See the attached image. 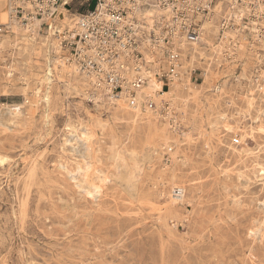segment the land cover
Here are the masks:
<instances>
[{"label": "rangeland", "instance_id": "rangeland-1", "mask_svg": "<svg viewBox=\"0 0 264 264\" xmlns=\"http://www.w3.org/2000/svg\"><path fill=\"white\" fill-rule=\"evenodd\" d=\"M63 1L52 29L96 3ZM8 6L4 0L0 23ZM245 10L218 3L207 17L217 31L210 45L202 34L200 53L193 60L183 54L178 77L156 81L157 99L169 100L179 127L143 101L137 116L114 118L113 108L67 86L59 56L70 65L43 19L31 23L35 33L25 29L36 40L27 69L14 45L23 33L0 35V264H264V66L251 44L252 23L239 20ZM225 15L232 19L222 44ZM8 105L20 112L9 115ZM82 125L86 144L65 143Z\"/></svg>", "mask_w": 264, "mask_h": 264}, {"label": "built area", "instance_id": "built-area-1", "mask_svg": "<svg viewBox=\"0 0 264 264\" xmlns=\"http://www.w3.org/2000/svg\"><path fill=\"white\" fill-rule=\"evenodd\" d=\"M221 2L246 8L239 20L252 23L251 44L259 45L253 50L260 53L258 59L264 66V0H96L93 8L72 23L53 29L51 20L65 1L9 0V19L0 23V35L10 31L12 19L25 25L43 19L42 24L52 30L63 49L66 62L91 77L94 87L105 91L104 95L135 106L136 92L149 76L159 84L178 77L183 59L180 43H199L203 37L200 24ZM145 10L154 14L147 16ZM230 19L228 15L220 19L219 43L226 40ZM227 51L223 50L224 55ZM161 92L160 88L146 95L143 107L154 112L158 108L173 127H179L171 116L169 100L157 99ZM232 141L240 143L237 136Z\"/></svg>", "mask_w": 264, "mask_h": 264}, {"label": "bare ground", "instance_id": "bare-ground-1", "mask_svg": "<svg viewBox=\"0 0 264 264\" xmlns=\"http://www.w3.org/2000/svg\"><path fill=\"white\" fill-rule=\"evenodd\" d=\"M3 2H4V0H0V12H1V10H2V7H3ZM218 5V4H217ZM217 5H215V7H214V10H215V8L217 7ZM219 7V6H218ZM217 9H219L218 11H217V13L218 12H220L221 11V9L222 8H217ZM149 11H151V10H148V11H146L145 10V15H147V16H150V14L148 13ZM236 13V11H233V13ZM234 13V15H235V17L236 18H238V17H240V14H239V12H238V14H235ZM227 14H228V12H227ZM217 15V14H216ZM233 15V16H234ZM241 18V17H240ZM209 18H205L204 20H206L203 24H202V29H201V25H200V29H201V31H202V34L206 37V40H205V42H206V44H209L210 45V39L211 38H215V36H217V31H216V29H214V24H213V22H215L214 20H208ZM215 19H217V18H215ZM203 20V21H204ZM38 22L39 21H37V26L39 25L38 24ZM42 23V22H41ZM70 24V23H69ZM11 29H12V31H13V33L17 36L18 34H22L23 33V40H25L24 42L22 41V45H19L20 44V42L21 41H16V42H14V45H15V53H17L16 55L18 56V58H17V60H18V63H20V64H23L22 62H20L19 60L22 58V59H24L25 60V62H24V64H25V66L24 67H26V69H27V67H28V59L32 56V53H33V51H34V48L32 47V46H34V44L32 43H30V42H32V41H36L35 40V34H29V35H25V33H26V30H27V32H29V33H32L34 30H35V28H33V27H31V23L30 24H21V23H19L17 20H10V31H11ZM26 29V30H25ZM236 30V29H235ZM34 33H35V31H34ZM235 35L234 34H232V35H229V37L230 38H233ZM5 42V41H4ZM212 44V43H211ZM25 45H27V46H25ZM31 45V46H30ZM213 46V45H212ZM2 47H4V44H3V42L2 43H0V48H2ZM179 47L182 49V51H183V54L184 55H190V60H193L194 58H195V54L196 53H200V50H198L199 49V47H197V44H193L192 46H189V45H187L186 43H184V42H182V43H180V45H179ZM1 50V49H0ZM214 50V49H213ZM2 51V50H1ZM217 51V50H216ZM12 52H13V50H12ZM219 52V51H218ZM213 53H215V52H213ZM202 54H204V53H202ZM56 55L57 54H54V55H49L48 56V58L49 59H51V61L54 63V62H56ZM221 55V54H220ZM217 57V56H216ZM223 57H224V55H223ZM197 58V57H196ZM200 58V57H199ZM222 59V58H221ZM62 61V58H61V56H59V58H58V64H57V68H58V70H59V73H60V76H62V77H64V83H66V85L67 86H69L70 87V85L69 84H72L71 86H72V88L76 91V92H79L80 94L79 95H86V96H88V97H90L92 100H94V102H95V105H96V107L97 106H100V105H107V106H110V109H112L113 108V110H112V113H113V116L112 117H114V118H118V117H120L121 115H123L120 119H122L123 120V118L124 119H131L133 116H134V114H135V116H137L138 115V113H139V109H138V107H139V105H140V103L144 100V98H145V96L146 95H148L149 93H151V92H154L156 89L154 88L155 86H157V82H156V80H154L153 78H151L150 76L148 77V79H147V81H146V83H145V85L142 87V88H140L136 93V100H137V103H136V105L135 106H129L128 104H125L124 103V101L122 100V99H117V100H114L112 97H110V96H105L104 94H102L98 89H96L95 87H94V85H93V81H92V78L91 77H89V76H87V75H80V74H78V71L76 70V69H74V67H73V65L72 64H70V63H68V62H66L67 64H69L70 66H68V65H66L64 62L63 63H59V62H61ZM209 61V60H208ZM219 61V60H218ZM192 62V61H191ZM211 62V61H210ZM60 64V65H59ZM62 65V66H61ZM14 68V67H13ZM184 68V67H183ZM261 68V67H260ZM264 68V67H263ZM12 69V68H11ZM15 69V68H14ZM264 69H262V71H263ZM7 72V71H6ZM11 72V71H10ZM10 72H8V74H12V73H10ZM13 72V71H12ZM17 72V71H16ZM50 72V71H49ZM264 72V71H263ZM15 74V73H14ZM22 74V73H21ZM262 74V73H261ZM260 74V75H261ZM6 75V74H5ZM189 75V74H188ZM249 76V75H248ZM187 77V76H186ZM263 78V77H262ZM251 79V78H250ZM257 80V79H256ZM183 81V80H182ZM187 81V80H186ZM251 81V80H250ZM184 82H185V80H184ZM60 83V82H59ZM190 83V82H189ZM188 84V83H187ZM257 86V85H256ZM248 88V87H247ZM254 89V88H253ZM256 89H258V88H256ZM66 90V89H65ZM180 90V89H179ZM249 90V89H248ZM74 91V92H75ZM255 91V90H254ZM259 91V90H258ZM249 92V91H248ZM190 93V92H189ZM76 94V93H75ZM249 94V93H248ZM251 95V94H250ZM248 96V95H247ZM259 96V95H258ZM244 97V96H243ZM87 98V97H86ZM174 99V98H173ZM249 100H251V99H249ZM253 100H254V98H253ZM232 101V100H231ZM258 101H260V100H258ZM183 102V101H182ZM255 102V101H254ZM263 102V101H262ZM261 102V103H262ZM126 105V107H128V108H131V109H133V110H129L130 111V113H128V112H126L124 109H123V107H122V105ZM196 104V103H195ZM251 104V103H250ZM246 105H248V104H246ZM105 107V106H104ZM250 107V106H249ZM252 107V106H251ZM250 107V108H251ZM258 107V106H257ZM5 109H6V111L9 113V115L11 114V115H17L19 112H20V105H8V106H5ZM191 110V109H190ZM243 110V109H242ZM245 110V109H244ZM251 110V109H250ZM143 111V110H142ZM150 111V110H149ZM259 111V110H258ZM108 112V111H107ZM111 112V111H110ZM144 112V111H143ZM147 112V111H146ZM246 112V111H245ZM262 112V111H261ZM148 113V112H147ZM247 113V112H246ZM189 114V113H188ZM218 114V113H217ZM242 114V113H241ZM240 114V115H241ZM257 114V113H256ZM183 115V114H182ZM244 115V114H243ZM247 115V114H246ZM99 116V115H98ZM150 116V115H149ZM254 116V115H253ZM224 117V116H223ZM113 118V119H114ZM218 118V117H217ZM227 118V117H226ZM111 119V118H110ZM135 119V118H134ZM216 119V118H215ZM247 119V118H246ZM224 120V119H223ZM90 121V120H89ZM95 121H97V120H95ZM125 121V120H124ZM133 121V120H132ZM234 121V120H233ZM261 121V120H260ZM123 122V121H122ZM127 122V121H126ZM218 122V121H217ZM259 122V121H258ZM82 123V122H81ZM97 123V122H96ZM95 123V124H96ZM150 123V122H149ZM248 123V122H247ZM94 124V125H95ZM98 124H99V121H98ZM97 124V125H98ZM104 124L105 123H103V126H104ZM124 124V123H123ZM147 124V123H146ZM225 124H226V122L224 123V126H225ZM233 124V123H232ZM245 124V123H244ZM101 125V124H100ZM116 125H118L117 123H116ZM127 125V124H126ZM126 125H125V127H126ZM129 125V124H128ZM246 125V124H245ZM250 125H251V123H250ZM249 125V126H250ZM99 126V125H98ZM102 126V125H101ZM102 126V127H103ZM194 126H195V124H194ZM211 126V125H210ZM248 126V127H249ZM259 126V125H258ZM148 127H150V129L154 132V133H156L158 130H157V126L154 124V123H151ZM161 127V126H160ZM202 127V126H201ZM251 127V126H250ZM5 128V127H4ZM105 128V127H104ZM110 128V127H109ZM194 128V127H193ZM224 128V127H223ZM261 128V127H260ZM8 129V128H7ZM102 129V128H101ZM120 129V128H119ZM192 129V128H191ZM109 130V129H108ZM124 130V129H123ZM196 130H197V128H196ZM215 130V129H214ZM226 130H227V128H226ZM229 130V129H228ZM88 131H89V128L87 127V126H85V125H82V126H80V127H78V128H76V129H74L73 131H72V133H70L71 134V138L70 139H66L65 140V143H68L69 141H71V140H74L76 143L77 142H80V144H86V138H87V135H88ZM119 131V130H118ZM151 131V132H152ZM232 131V130H231ZM237 131V130H236ZM245 131V130H244ZM255 131V130H254ZM261 131V130H260ZM121 132H123V131H121ZM138 132V131H137ZM137 132H135L136 134H137ZM203 132H205V131H203ZM235 132V131H234ZM126 133V132H125ZM128 133V132H127ZM134 133V134H135ZM190 133V132H189ZM200 133V132H199ZM206 133V132H205ZM251 133V132H250ZM121 134V133H120ZM195 134V133H194ZM230 134V133H229ZM252 134V133H251ZM115 135V134H114ZM138 135V134H137ZM185 135V134H184ZM206 135V134H205ZM105 136V135H104ZM112 136V135H111ZM101 137H103V136H101ZM104 138V137H103ZM122 138H124V137H122ZM137 138V137H136ZM242 138V137H241ZM244 138V137H243ZM263 138V137H262ZM113 139H115L114 137H113ZM112 139V140H113ZM118 140V139H117ZM160 140V139H159ZM103 141V140H102ZM166 141V140H165ZM136 142H138V141H136ZM219 142H220V140H219ZM225 142V141H224ZM108 143V142H107ZM97 145V144H96ZM108 145V144H107ZM115 145V144H114ZM233 145V144H232ZM231 145V146H232ZM105 146V145H104ZM263 146V145H262ZM109 147V146H108ZM237 147V146H236ZM110 148V147H109ZM112 148V147H111ZM113 148H114V146H113ZM145 148V147H144ZM229 148H231V147H229ZM227 149V148H226ZM256 149V148H255ZM254 149V150H255ZM111 150V149H110ZM121 150V149H120ZM126 150V149H125ZM124 150V151H125ZM144 150V149H143ZM157 150V149H156ZM109 151V150H108ZM112 151V150H111ZM127 151V150H126ZM154 151V150H153ZM114 152V151H113ZM120 152H122V151H120ZM146 152V151H145ZM235 152V151H234ZM100 153V152H99ZM119 153V152H118ZM130 153H133V151L131 150V152ZM147 153V152H146ZM237 153H239V152H237ZM98 154V153H97ZM234 154V153H233ZM250 154V153H249ZM95 155V154H94ZM124 155V154H123ZM148 155H150V153L148 154ZM109 156V155H108ZM122 156V155H121ZM238 156V155H237ZM98 157V156H97ZM118 157H120V156H118ZM147 157V156H146ZM145 157V158H146ZM262 157V156H261ZM113 158V157H112ZM130 158L131 159H135V157H134V153L133 154H131L130 155ZM264 158V157H263ZM117 159H119V158H117ZM124 159V158H123ZM128 159V158H127ZM141 159V158H140ZM246 159V158H245ZM255 159V158H254ZM110 161V160H109ZM247 161V160H246ZM252 161V160H251ZM254 161V160H253ZM116 162V161H115ZM248 162H249V160H248ZM133 163H135V160L133 161ZM250 163V162H249ZM260 163V162H259ZM98 164V163H97ZM78 165H79V163H78ZM77 165V166H78ZM99 165V164H98ZM85 166V165H84ZM241 166H243L242 164H241ZM251 166H252V164H251ZM126 167V166H125ZM225 167V166H224ZM254 167V166H253ZM131 168V167H130ZM66 169V168H65ZM94 169V168H93ZM102 169V168H101ZM99 170V169H98ZM117 170V169H116ZM132 170V169H131ZM136 170H138V169H136ZM225 170V169H224ZM227 170V169H226ZM108 171V170H107ZM134 171V170H133ZM257 171V170H256ZM255 171V172H256ZM137 172V171H136ZM228 172V171H227ZM71 173V172H70ZM125 174H121L122 176H120L121 178H119L120 180L121 179H125V180H127V173L126 172H124ZM225 174V173H224ZM254 174H256V173H254ZM104 175V174H103ZM109 175H111V173L109 174ZM257 175V174H256ZM93 177V176H92ZM114 177V176H113ZM264 177V176H263ZM75 178V177H74ZM130 178H131V176H130ZM133 178V177H132ZM100 180V179H99ZM103 180H104V178H103ZM75 181V180H74ZM79 181V180H78ZM122 181V180H121ZM80 182V181H79ZM94 182V181H93ZM124 182V181H123ZM264 182V181H263ZM83 183V182H82ZM138 184V183H137ZM138 185H136V187H137ZM133 189V188H132ZM97 192V191H96ZM84 193V192H83ZM92 195V194H91ZM84 196V195H83ZM85 196H86V193H85ZM95 196V195H94ZM98 196V195H97ZM90 197V196H89ZM72 200V199H71ZM66 201V200H65ZM90 212V211H89ZM79 213V212H78ZM74 214V213H73ZM74 219V218H73ZM161 219V218H160ZM58 222V221H57ZM165 224V223H164ZM161 226V225H160ZM166 228V227H165ZM252 235V234H251Z\"/></svg>", "mask_w": 264, "mask_h": 264}]
</instances>
